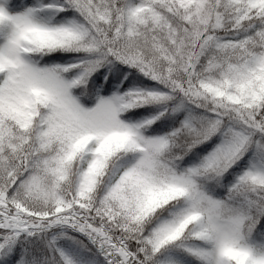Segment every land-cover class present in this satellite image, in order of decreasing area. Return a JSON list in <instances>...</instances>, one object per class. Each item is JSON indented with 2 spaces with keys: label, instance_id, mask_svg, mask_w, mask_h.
Segmentation results:
<instances>
[{
  "label": "snow or ice",
  "instance_id": "snow-or-ice-1",
  "mask_svg": "<svg viewBox=\"0 0 264 264\" xmlns=\"http://www.w3.org/2000/svg\"><path fill=\"white\" fill-rule=\"evenodd\" d=\"M0 264H264V0H0Z\"/></svg>",
  "mask_w": 264,
  "mask_h": 264
}]
</instances>
